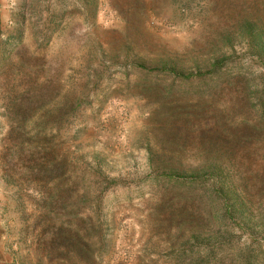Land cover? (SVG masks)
Masks as SVG:
<instances>
[{
	"label": "rangeland",
	"instance_id": "rangeland-1",
	"mask_svg": "<svg viewBox=\"0 0 264 264\" xmlns=\"http://www.w3.org/2000/svg\"><path fill=\"white\" fill-rule=\"evenodd\" d=\"M189 2L0 0V45L8 54H0V264H176L171 253L180 224L193 222L194 202H168L175 190L144 179L148 153L170 133L169 114L154 93L141 95L154 77L125 64L137 53L151 59L206 50L244 16L264 30V0ZM95 54L107 64L97 84L89 83ZM83 87L88 104L59 123L65 95ZM191 97L188 108L182 103L191 132L171 134L185 143L179 153L195 158L203 140L235 123L237 100L227 93L197 103ZM44 125L53 130L47 140L33 133ZM30 145L54 147L67 156L64 168L45 174L44 154L28 153ZM239 154L246 167L264 172L263 145ZM95 157L108 175L104 183L91 169ZM94 186L107 246L90 261L48 225L54 218L78 224L85 242Z\"/></svg>",
	"mask_w": 264,
	"mask_h": 264
},
{
	"label": "trees",
	"instance_id": "trees-1",
	"mask_svg": "<svg viewBox=\"0 0 264 264\" xmlns=\"http://www.w3.org/2000/svg\"><path fill=\"white\" fill-rule=\"evenodd\" d=\"M258 29L253 20L240 17L235 25L216 33L218 40L210 42L206 50L196 49L185 57L186 54H158L151 59L137 53L134 62L125 64L126 69L140 68L139 74L154 77L155 80L142 85L141 95L154 93L164 115L169 114L165 131L170 133L159 150L148 153L149 172L144 179L175 190L177 193L168 202H194L193 222L180 224L181 241L171 253L176 264H264V172L246 167L241 159L246 157L239 154L262 145L264 149V30ZM237 37L240 42L234 41ZM0 54L8 56L1 45ZM94 65L89 83L97 84L105 76L107 64L95 54ZM71 93L60 104L59 123L88 104L87 88ZM226 93L237 100L235 123L215 130L210 140H203L199 147L203 152L197 157L179 153L185 143H181V138L175 140L171 133L183 130L187 135L193 125L184 104L188 108L191 96H196L197 103ZM51 129L44 125L41 131L34 128L33 133L47 140ZM252 134L263 138L254 142ZM46 145H30L28 153L44 154L40 168L45 174L62 170L67 156ZM260 158L264 159V155ZM94 159L96 164L91 169L99 180L96 183H104L108 175ZM110 181L113 185L118 183ZM97 189L93 190L85 242H80L84 234L78 224L73 226L54 218L48 225L51 235L65 237L74 250L88 254L90 261L106 251L107 246L105 234L101 233L102 204ZM255 202H261L256 210Z\"/></svg>",
	"mask_w": 264,
	"mask_h": 264
}]
</instances>
